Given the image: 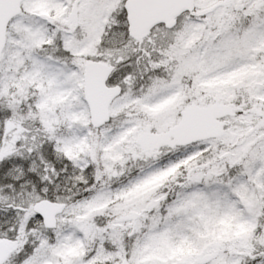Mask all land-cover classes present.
Returning <instances> with one entry per match:
<instances>
[{
	"label": "snow or ice",
	"instance_id": "obj_1",
	"mask_svg": "<svg viewBox=\"0 0 264 264\" xmlns=\"http://www.w3.org/2000/svg\"><path fill=\"white\" fill-rule=\"evenodd\" d=\"M0 264H264V0H0Z\"/></svg>",
	"mask_w": 264,
	"mask_h": 264
}]
</instances>
